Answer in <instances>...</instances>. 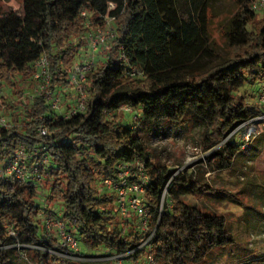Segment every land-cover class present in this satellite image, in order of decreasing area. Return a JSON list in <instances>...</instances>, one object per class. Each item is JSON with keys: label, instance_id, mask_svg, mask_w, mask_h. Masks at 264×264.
I'll return each mask as SVG.
<instances>
[{"label": "trees", "instance_id": "obj_1", "mask_svg": "<svg viewBox=\"0 0 264 264\" xmlns=\"http://www.w3.org/2000/svg\"><path fill=\"white\" fill-rule=\"evenodd\" d=\"M255 1L234 0L236 10L221 23L225 54H220L210 0H187L177 21L164 18L158 0H118L103 8L95 7L98 0H23L20 10L3 8L0 0V85L14 95L23 97L43 55L49 60L52 89L58 93L73 87L74 64L91 24L104 26L107 15L115 30L87 73L84 110L62 113L41 96L25 95L9 105V125H0V164L22 144L29 152L43 151L30 158L31 165L48 155L39 173L49 184L46 198L50 205L60 204L57 217L84 251L61 249L57 238L45 234L38 182L0 177V264H99L67 257L93 258L98 249L107 255L132 251L129 258L136 261L151 253L155 264H193L215 246L235 241L223 213L182 197L220 193L205 173L155 160L144 133L136 131L141 114L145 132L164 122L170 128L200 125L199 145L211 151L201 165L209 172L233 168L250 147L242 148L237 136H244L253 125L249 121L264 113L247 96L257 84L259 93L264 81V15L253 9ZM83 9L92 14L87 25ZM131 69L143 75L133 76ZM124 105L135 111L132 119L137 116L130 127L118 117ZM154 123L158 126L151 127ZM42 125L48 131L44 136L38 130ZM135 160L143 162L150 178L146 206L150 229H156L150 250L139 247L141 231H125L116 195L103 185L104 178H116L120 163Z\"/></svg>", "mask_w": 264, "mask_h": 264}, {"label": "rangeland", "instance_id": "obj_2", "mask_svg": "<svg viewBox=\"0 0 264 264\" xmlns=\"http://www.w3.org/2000/svg\"><path fill=\"white\" fill-rule=\"evenodd\" d=\"M117 1L98 0L95 7L103 8L106 5L113 7ZM22 2L23 0H1L3 8H13L15 10L21 9ZM186 2L187 0H158V5L165 19L177 21L184 13ZM235 10L236 4L234 0H210L209 17L211 30L213 37L220 44L217 47L220 54H225L221 23L224 18L231 16ZM258 12L259 16L262 17L264 15V8L258 10ZM91 15L90 13L88 23L92 21L90 19ZM104 19L106 22L104 26L100 25L99 21H95L94 24H91L88 33L99 28L107 30L114 26L113 20L107 15ZM83 41V47L79 56L86 55L89 52L87 37ZM107 48L108 44H102L96 54V59L101 58ZM96 64L95 60L91 71L96 67ZM26 83L28 84H25L23 97L12 94L10 89L0 85V112L5 116L8 117L11 112L9 108L10 104H16L25 95H30L34 92L36 87L35 82L31 80V82L28 81ZM257 86L251 87L247 91L248 99L254 103L258 102ZM63 90L58 91V94L62 96L61 107L59 109V112L62 113L65 109L71 110L77 100L73 87ZM133 113H135L133 110L119 111L118 117L126 127H130L136 123L132 119ZM139 124L140 129L136 131V134L141 135L144 133L151 157L157 161L168 163L173 168H196L204 172L207 181L220 191L217 194L203 196H193L188 193L182 196L188 203L207 206L217 212L223 213L227 219L228 231L235 238L233 243L215 246L202 261L193 264H264V122L251 124L252 126L249 130L251 132L250 147L249 149L247 148L248 146L242 147L247 149H245V153L238 156V160L234 163L233 168L216 172H209L201 165L211 152H204L199 145L204 133L202 126L190 125L186 128H170L168 122H164L163 125H168L167 127L161 126L158 129L145 132L148 130V126L143 123L142 114ZM153 126H158V123L152 124L151 127ZM237 142L243 145L246 142L244 136L238 135ZM255 154L257 155L253 158ZM37 184L39 189L38 202L45 208L41 210L39 215L41 220L45 219L46 214L59 216L60 204L50 205L46 198L49 185L46 177L39 179ZM117 216L122 222L121 225H125L126 232L131 227L139 231L141 230V219L133 212H129L128 216H122L117 212ZM45 234L57 238L55 229H49V231H45ZM80 251H84V248L80 247ZM93 252L96 253V257L80 258H84L83 260L92 259L99 262V264H118L111 257L112 255H107L108 251L104 249H98ZM142 257L139 260L144 261V257ZM124 263L135 264L137 261L128 257L125 258Z\"/></svg>", "mask_w": 264, "mask_h": 264}, {"label": "built area", "instance_id": "obj_3", "mask_svg": "<svg viewBox=\"0 0 264 264\" xmlns=\"http://www.w3.org/2000/svg\"><path fill=\"white\" fill-rule=\"evenodd\" d=\"M264 8V0H256L253 4V9L258 11ZM81 15L84 19V23L88 24V17L90 13L87 9H83ZM115 36V30L113 27L104 30L103 28L90 31L87 34V40L89 43V52L86 55L79 56L78 60L74 64V69L71 75V81L74 92L77 95L75 105L69 114H73L85 109L88 80L87 73L91 71L95 64L96 54L99 47L102 44H107ZM36 72L33 75V81L35 82L34 92L28 95L29 99H33L36 96H41L46 99L52 106L53 109L59 111L61 107L62 96L56 93L51 87V76L49 71V60L46 56H41L35 63ZM131 75H143L141 71L131 69ZM258 102L264 109V81L259 87ZM1 103V93H0ZM121 110L132 111V108L128 105L121 107ZM137 116L134 115L133 119ZM251 123L264 122V113H261L257 117L251 119ZM0 125L8 126L7 116L0 112ZM39 133L41 135L47 134V128L42 125L39 127ZM251 132L248 131L244 134L246 142L243 143L242 147H247L250 141ZM38 148L34 149L33 152H29L28 147L24 144L20 145L16 152L9 158L4 160L0 164V177L4 180L15 181L21 180L26 184H33L39 181V173L43 166H45L49 157L44 154L39 162L30 164V158L39 153ZM43 151H41L42 153ZM116 178L107 177L103 179V185L108 191L114 192L116 195L117 210L122 216H128L129 212H133L141 219V234H143V243L139 246H148L150 248V242L155 235L156 229L151 230L149 226L150 212L146 206V192L147 185L150 182L149 174L144 168V164L141 160H135L133 162L120 163L118 165ZM45 228L46 232L49 229H55L56 237L58 239L61 249H69L74 252L80 251V241L78 238L69 230L64 221L57 216L51 214L45 216ZM14 234L13 231H11ZM57 255L67 256L60 251L50 250ZM132 251H126L123 253L112 255L111 257L116 260L118 264H125V258L130 256ZM79 260V256H67ZM141 264H155V259L151 253L144 256V261Z\"/></svg>", "mask_w": 264, "mask_h": 264}, {"label": "crops", "instance_id": "obj_4", "mask_svg": "<svg viewBox=\"0 0 264 264\" xmlns=\"http://www.w3.org/2000/svg\"><path fill=\"white\" fill-rule=\"evenodd\" d=\"M69 110L68 109H65L63 113H67ZM142 260H138L137 263L135 264H141Z\"/></svg>", "mask_w": 264, "mask_h": 264}]
</instances>
